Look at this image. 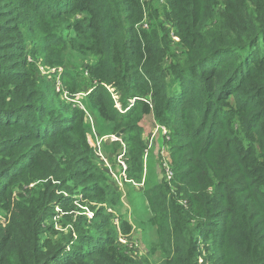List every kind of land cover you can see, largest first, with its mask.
Returning <instances> with one entry per match:
<instances>
[{
	"label": "trees",
	"instance_id": "obj_1",
	"mask_svg": "<svg viewBox=\"0 0 264 264\" xmlns=\"http://www.w3.org/2000/svg\"><path fill=\"white\" fill-rule=\"evenodd\" d=\"M66 49L89 57L85 109L39 68L65 86ZM90 112L121 131L109 149L132 181L140 116L170 132L172 177L143 190L158 261L118 243L106 209L122 193L87 142ZM200 258L264 264V0H0V264Z\"/></svg>",
	"mask_w": 264,
	"mask_h": 264
},
{
	"label": "rangeland",
	"instance_id": "obj_2",
	"mask_svg": "<svg viewBox=\"0 0 264 264\" xmlns=\"http://www.w3.org/2000/svg\"><path fill=\"white\" fill-rule=\"evenodd\" d=\"M58 32L62 33L63 31L60 29ZM63 36H65V33H63ZM63 58L66 65L64 69H67L73 75L72 80H67L65 86L58 79L62 68L46 70L43 66L39 65L40 71L42 73H50L49 79L55 81L56 88L59 91L62 90L61 98L63 100L71 101L68 95V91L70 92L71 90L74 93V99L72 100L78 102L79 107L82 108L83 103L85 104L83 95H85L87 89L91 88L89 76L86 71L84 72V65L89 60V57L76 53L71 49H66ZM89 114L85 113L87 142L94 148L93 152L96 162L99 160L104 165L100 164L105 168V171L107 169L106 173H108L109 184L113 188L115 186L122 193L121 199L124 206L121 204L120 207L116 205L114 208L107 207L106 209L116 225L118 243L124 246L130 255L140 262L144 257L153 262L158 261L162 257L159 240L155 228L147 223V219L151 216L152 212L145 202L143 190H149L163 178L169 181L172 177L169 154L166 152L168 146L165 143V140L170 138V132L165 127L159 126L150 115L140 116L138 125L142 129L145 148L142 154V172L140 178L132 181L126 177V169L123 170L121 167L120 162L123 160L120 158L121 153L115 154L109 149V144L113 143V141H117V143L123 145L120 138L121 134L116 137V133L119 132L114 133L110 123L95 117L94 113L90 112ZM104 144L107 145L106 150ZM169 172H171L170 176H168ZM122 173L125 174V177H121ZM129 182L130 185L126 186V183ZM90 204L96 205L95 203ZM96 207L98 206L96 205ZM82 209L85 215L91 217V213L85 206ZM122 215L126 217L131 226V231L126 237L122 236L118 230V217H122ZM198 264H202L201 258L198 260Z\"/></svg>",
	"mask_w": 264,
	"mask_h": 264
},
{
	"label": "built area",
	"instance_id": "obj_3",
	"mask_svg": "<svg viewBox=\"0 0 264 264\" xmlns=\"http://www.w3.org/2000/svg\"><path fill=\"white\" fill-rule=\"evenodd\" d=\"M120 158H121V155H120ZM120 164H121L122 169L125 170V169H126V164H125V162L122 160V161L120 162ZM170 174H171V172L168 173V176H170ZM121 177H125V174L122 173V174H121Z\"/></svg>",
	"mask_w": 264,
	"mask_h": 264
},
{
	"label": "water",
	"instance_id": "obj_4",
	"mask_svg": "<svg viewBox=\"0 0 264 264\" xmlns=\"http://www.w3.org/2000/svg\"><path fill=\"white\" fill-rule=\"evenodd\" d=\"M119 134H121V131H119V133H116V135H115V136H116V137H118V136H119Z\"/></svg>",
	"mask_w": 264,
	"mask_h": 264
}]
</instances>
